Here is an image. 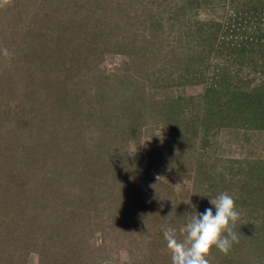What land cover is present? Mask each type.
Returning a JSON list of instances; mask_svg holds the SVG:
<instances>
[{
  "label": "trees",
  "instance_id": "obj_1",
  "mask_svg": "<svg viewBox=\"0 0 264 264\" xmlns=\"http://www.w3.org/2000/svg\"><path fill=\"white\" fill-rule=\"evenodd\" d=\"M136 1L138 6L134 0H8L0 7V34L12 38L0 96L15 95L22 73L24 84L45 98L31 104L41 112L35 122L38 137L58 155L48 170V160L26 156L13 164L0 155V229L8 237L22 233L17 246L11 245L10 264L18 250L19 261L32 252L39 255V264H103L89 248L96 233L101 234L98 250L103 253L120 244L127 229L132 238L150 231L154 245L152 241H165V227H178L193 211L180 204L164 180L162 169L166 164L174 168V163L158 146L141 148L148 119L138 101L146 77L140 69L119 70L109 80L92 75L107 56H125L136 64L146 45L165 43V55L179 50L175 55L185 62L166 76L159 73L161 82L180 87L207 83L198 101L206 116L213 114L204 129L208 135L241 123L264 128V85L243 90L249 85L243 76L246 61H260L254 55L264 58V0L243 9L231 2L217 19L201 18L202 0ZM156 74L154 70L151 80ZM173 103L163 116L169 145L195 147L194 119L179 116L178 103ZM131 141L137 144L134 154L123 150ZM200 160L197 155V168ZM154 167L160 179L151 176ZM194 179L195 200L217 186L205 183L198 171ZM205 210L196 207L200 213ZM122 242L135 245V239ZM222 260L248 264L239 258Z\"/></svg>",
  "mask_w": 264,
  "mask_h": 264
},
{
  "label": "rangeland",
  "instance_id": "obj_2",
  "mask_svg": "<svg viewBox=\"0 0 264 264\" xmlns=\"http://www.w3.org/2000/svg\"><path fill=\"white\" fill-rule=\"evenodd\" d=\"M134 1L135 6H138L137 1ZM202 2L204 4L199 9L202 19H217L228 9L231 2L237 3L242 9L247 4L259 5L260 3L259 0H202ZM14 38L19 42L22 37L19 35ZM11 40L12 38L3 37L0 34V75L3 70L9 68L12 59L11 53L8 57L3 55V49L9 46ZM165 46L166 44L162 42H160L159 47H147L146 45L142 50V56L137 59L136 64L134 63L135 65L130 64L131 60L125 56L109 55L105 62L91 73L99 79L109 80L119 70L131 72L140 69L142 71V75L146 77V82L144 90L140 93L141 102L138 101V103L147 114L148 121L142 127L140 145L142 149L160 147L162 156L164 158L168 156L170 162L174 163V168L166 164L162 171L167 175L164 177L165 182L173 189L180 204L186 207H190L192 204L198 207L200 204L205 206V209L212 208L215 214V208L210 204L209 198H213L222 192H228L233 195L237 207L242 212L241 221L236 228L241 244L233 247L227 255L216 249L214 251L216 256H211V264H226L222 260L226 257L243 259L248 264H262L264 262V128L256 129L254 126L248 128L242 126L243 123H241L231 128H225L219 133L211 131L213 133L208 135L204 129L206 125H211L209 120L211 118L209 117H212L213 114L207 113L206 116L203 102L199 103L198 101L205 92L207 83L180 87L161 82L159 73L163 72V75L166 76L171 68L185 62L184 59L179 61L175 55L179 50L165 55L167 53L166 50H163ZM257 58L254 55V59L260 61H246L248 63L245 66L246 71L243 76L247 77L249 85L243 90L247 93L252 92L256 86L260 88L264 85V58L261 56ZM244 61L245 59L243 63ZM239 65L240 63L236 64L235 67H239ZM12 68L14 69V67ZM154 70L158 74L151 80V74ZM16 82L13 97L5 96L4 98L3 95L0 96L1 159L4 162L11 161L13 164L19 163L20 160L24 161L26 156L36 160V162L42 161V159L48 160L50 164H45L44 168V170H48L53 159H57L58 155H56L54 148H50L49 142L46 145L45 141L39 139V128L35 122L38 121L41 112H36L34 105L31 106L33 102H41L45 98L33 93V88L24 84L26 81H24L22 73ZM33 95L37 97L33 99ZM191 99L196 100V102L194 101L196 104H193ZM162 101L166 102L164 108L159 107ZM174 101L178 103L176 108L180 110L179 116L183 115L194 119L191 125H196V130H198L195 147L192 145L189 147L186 142L178 144L179 146L176 148L169 145L167 137L169 126L167 127L163 123V116L173 108ZM32 108L34 112H31ZM252 124H256V119ZM123 150L129 154H134L137 151V144L131 141ZM197 155L201 159L198 168L195 164ZM157 170L155 167L151 170L152 177H158ZM196 171L202 175L205 183L210 181L213 185H217L213 189H208L207 192L203 191L202 198H198V200H195L193 196L196 188L194 179ZM188 202H191V205L185 204ZM126 231L122 233L121 243L108 246L104 253L103 250H98L101 245L100 233H96L91 239L89 248L95 251V256L103 259V264H171L170 254L164 240L152 241L153 245L150 243L151 240L148 235L150 231L136 238H132L134 234L129 229ZM11 235L8 237L5 230L0 229V264L9 262V255L15 249L11 245L17 246L18 237L22 233L15 231ZM127 238L135 239V245L127 244V242L122 244V241H127ZM19 253H21L20 250L14 253L13 264L18 262L21 264H39L37 253L31 252L29 256L22 257L21 261L16 258L17 255H20Z\"/></svg>",
  "mask_w": 264,
  "mask_h": 264
},
{
  "label": "clouds",
  "instance_id": "obj_3",
  "mask_svg": "<svg viewBox=\"0 0 264 264\" xmlns=\"http://www.w3.org/2000/svg\"><path fill=\"white\" fill-rule=\"evenodd\" d=\"M7 2L0 0V7ZM3 55L10 56L7 48L3 49ZM209 202L215 208V214L212 208L200 213L195 205L188 202L185 204L191 205L193 211L184 216L185 222L178 227L169 225L163 229L171 264H211L214 249L227 255L233 245L239 243L236 228L242 212L233 195L222 192L209 198Z\"/></svg>",
  "mask_w": 264,
  "mask_h": 264
}]
</instances>
